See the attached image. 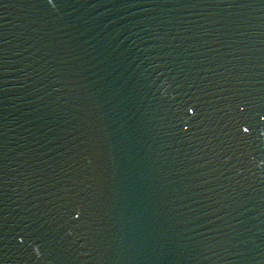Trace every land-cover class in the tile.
I'll return each mask as SVG.
<instances>
[{"label": "water", "instance_id": "obj_1", "mask_svg": "<svg viewBox=\"0 0 264 264\" xmlns=\"http://www.w3.org/2000/svg\"><path fill=\"white\" fill-rule=\"evenodd\" d=\"M0 264H264V0H0Z\"/></svg>", "mask_w": 264, "mask_h": 264}]
</instances>
